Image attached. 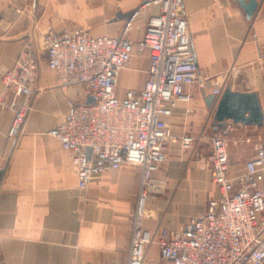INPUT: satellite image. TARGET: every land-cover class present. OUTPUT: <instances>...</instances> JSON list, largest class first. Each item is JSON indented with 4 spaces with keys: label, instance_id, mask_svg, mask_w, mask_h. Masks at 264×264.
<instances>
[{
    "label": "crops",
    "instance_id": "0c3cea01",
    "mask_svg": "<svg viewBox=\"0 0 264 264\" xmlns=\"http://www.w3.org/2000/svg\"><path fill=\"white\" fill-rule=\"evenodd\" d=\"M140 1L37 0L34 13L33 0H0V96L2 73L15 66L25 44L50 31L77 28L95 36L119 35L126 20L118 14L135 9ZM257 3L250 20L237 0H184L183 13L201 75L212 77L214 86L225 89L230 84L235 91L257 93L264 113V0ZM158 13V7L145 9L128 37L140 40L150 16ZM31 26L32 37L14 40ZM44 59L31 111L13 139L12 105L22 99L8 95L7 106L0 102V264H128L140 169L126 164L95 176L86 189L78 187L71 154L48 132L62 122L71 103L86 101V92L79 85L61 84L48 68L46 54ZM149 66L147 55L132 57L121 71L118 94L142 88ZM186 91L193 97L191 103L175 108L167 119L174 134L215 131L216 104L210 107L206 101L212 91L199 85L186 86ZM226 125L232 128L230 172L239 174L257 144L264 147V125ZM208 154L207 142L198 141L189 149L179 140L171 144L164 173L167 188L150 203L153 218L147 228H183L192 215L207 209L211 198L220 197L205 162ZM145 264H164L157 246L150 249Z\"/></svg>",
    "mask_w": 264,
    "mask_h": 264
},
{
    "label": "built area",
    "instance_id": "2783aa9c",
    "mask_svg": "<svg viewBox=\"0 0 264 264\" xmlns=\"http://www.w3.org/2000/svg\"><path fill=\"white\" fill-rule=\"evenodd\" d=\"M183 5L184 0H146L119 35L95 36L85 28L45 33L42 42L48 68L61 84L82 86L86 99L96 98L93 104L71 103L62 122L48 134L71 154L80 189H86L95 176L126 164L140 169L128 264H145L153 246L158 247L164 264H264L263 144H257L241 173L232 174L231 125L178 137L167 120L175 108L193 100L186 86L212 91L215 104L224 92L223 85L214 86L213 78L199 71ZM152 7H158L159 13L150 16L142 38L133 41L128 34L135 19ZM34 46L25 44L15 66L1 76V104L7 106L4 97L8 95L22 99L21 104L12 105V139L31 111L30 101L37 91L39 55ZM136 55L150 60L146 81L142 88L121 96V71ZM178 140L184 149L198 141L208 143L205 162L220 197L211 198L207 209L192 215L183 228L160 225L151 230L146 226L153 218L150 203L167 188L164 166L171 144Z\"/></svg>",
    "mask_w": 264,
    "mask_h": 264
},
{
    "label": "water",
    "instance_id": "95a60500",
    "mask_svg": "<svg viewBox=\"0 0 264 264\" xmlns=\"http://www.w3.org/2000/svg\"><path fill=\"white\" fill-rule=\"evenodd\" d=\"M143 2H146V0ZM237 2L245 12L247 19L250 20L256 12L258 6L257 0H237ZM36 8L37 0H33L34 13H36ZM138 8L124 14H118V17L128 21L132 18ZM32 27L33 26H31V29L28 32L15 37L14 40L32 37ZM30 43L34 44L33 40L30 41ZM215 100L216 96L214 94H210L206 98L207 104L210 107L213 105ZM85 102L87 104H93L96 102V98L92 95H89ZM227 122H232L235 125H253L262 127L264 125V113L259 95L255 92L244 93L235 91L232 89V86L228 84L216 104L213 114V126L216 130H218L225 127ZM2 174L3 173L1 172L0 182L2 179Z\"/></svg>",
    "mask_w": 264,
    "mask_h": 264
},
{
    "label": "rangeland",
    "instance_id": "374dc122",
    "mask_svg": "<svg viewBox=\"0 0 264 264\" xmlns=\"http://www.w3.org/2000/svg\"><path fill=\"white\" fill-rule=\"evenodd\" d=\"M142 3H143V1L141 0L139 3H138V6L137 7H140L141 5H142ZM136 7V8H137ZM135 8V9H136ZM147 10H150V8H146ZM145 11V9L141 12V14L143 13ZM140 14V15H141ZM138 17H140V16H138ZM137 17V18H138ZM136 18V19H137ZM135 19V20H136ZM34 47H35V49H36V51H37V53H38V55H39V66H40V68H41V66L42 65H45V59H44V55L46 54V52H45V48H44V44H43V42H42V39H40V40H38V41H35V43H34ZM193 135H197V133H194ZM184 149V148H183ZM208 156V155H207ZM168 165V162L166 163V165L164 166V172L166 173L167 172V166ZM166 191V190H165ZM165 191H164V193H162L161 195H165ZM161 195H158V196H161ZM157 196V197H158ZM156 197V198H157ZM195 215V214H194Z\"/></svg>",
    "mask_w": 264,
    "mask_h": 264
}]
</instances>
